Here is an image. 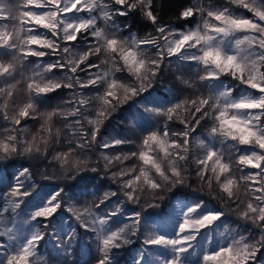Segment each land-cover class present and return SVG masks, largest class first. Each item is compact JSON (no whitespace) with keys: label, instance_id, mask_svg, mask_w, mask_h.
<instances>
[{"label":"snow or ice","instance_id":"obj_1","mask_svg":"<svg viewBox=\"0 0 264 264\" xmlns=\"http://www.w3.org/2000/svg\"><path fill=\"white\" fill-rule=\"evenodd\" d=\"M0 264H264V0H0Z\"/></svg>","mask_w":264,"mask_h":264},{"label":"trees","instance_id":"obj_2","mask_svg":"<svg viewBox=\"0 0 264 264\" xmlns=\"http://www.w3.org/2000/svg\"><path fill=\"white\" fill-rule=\"evenodd\" d=\"M10 2H14V0H10ZM136 23H137V24H140V21L137 20ZM10 171H15V169H11ZM37 179H40V178L37 177ZM41 182H42V183H48V182H45V181H41ZM52 183H54V182H52ZM166 207H167V203H166V202H162V204H161V209H158V210H155V211L159 212V211L165 209ZM157 218H158V217H157ZM233 219H234V217H233ZM85 258L87 259V257H85Z\"/></svg>","mask_w":264,"mask_h":264},{"label":"rangeland","instance_id":"obj_3","mask_svg":"<svg viewBox=\"0 0 264 264\" xmlns=\"http://www.w3.org/2000/svg\"><path fill=\"white\" fill-rule=\"evenodd\" d=\"M169 211H170V209H169Z\"/></svg>","mask_w":264,"mask_h":264}]
</instances>
